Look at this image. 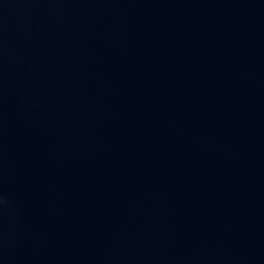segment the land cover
Returning a JSON list of instances; mask_svg holds the SVG:
<instances>
[{"label": "water", "instance_id": "water-1", "mask_svg": "<svg viewBox=\"0 0 264 264\" xmlns=\"http://www.w3.org/2000/svg\"><path fill=\"white\" fill-rule=\"evenodd\" d=\"M0 264H264V0H0Z\"/></svg>", "mask_w": 264, "mask_h": 264}]
</instances>
